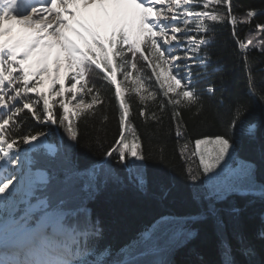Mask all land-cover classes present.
Listing matches in <instances>:
<instances>
[{"label": "snow or ice", "instance_id": "1", "mask_svg": "<svg viewBox=\"0 0 264 264\" xmlns=\"http://www.w3.org/2000/svg\"><path fill=\"white\" fill-rule=\"evenodd\" d=\"M194 3L195 0H168L167 5L165 0H0V109L4 110L3 117H0V161L4 164L0 165V170L6 173L0 176V197L3 198L0 206L7 200L11 209L10 217L4 223L18 226L32 237L40 238L42 243H47L49 239L44 236L49 226L54 234L62 231V212L48 211L46 198L37 199L35 204L30 203L37 186H46L53 177L46 168L25 170L20 145L36 149L34 157L46 155L43 150L37 149L36 144L44 133L24 136L17 133L16 129H23L28 120L51 130L52 125L56 126L57 131L62 129L61 135L66 134V138L60 147L65 152L80 147L91 150V138L78 133L75 121L82 115L85 119L95 115L98 106H111L114 101L118 105L119 132L118 138L113 141L115 146L106 148L105 155L126 165L130 182L145 183L144 165L137 162H144L150 157L140 151L138 136L136 142L129 143L125 135L132 123V106L126 99V93L138 96L141 105L151 100L161 109L169 103L175 108L182 101L198 100L196 89L191 87L196 75L192 67L193 63H202L197 54L202 46L210 42L206 35L214 31L205 21L223 22L230 19L233 28L237 24V16L231 10V0H206L203 5L205 9L210 4L216 5L212 11H196L192 7ZM38 4L50 6L38 7ZM222 5H226L227 11ZM182 6L181 13L179 9ZM260 14L250 11L244 15L253 35L256 28L264 33V21L255 23V17ZM193 19L198 22L195 27L200 38L196 30L189 27ZM162 20L165 23H161ZM174 21L179 22L173 24ZM253 43L250 38L246 43L239 41L238 47L247 50ZM256 47L264 49V37L260 38ZM93 72L107 82L112 96H105L97 88L90 79ZM208 90L214 91L213 88ZM158 96L160 99H157ZM146 111L142 107L139 115L145 116ZM175 115L179 118V113ZM153 118H156L155 113ZM236 122L234 114L230 124L235 125ZM261 146L264 149V144ZM187 147L185 144L184 149ZM60 154L57 152V155ZM192 154L198 155L199 165L196 170L188 168L189 179L193 182L203 181L207 189L205 200H224L228 192L239 191L241 184L254 181L257 165L254 162L246 163L251 165L249 174L238 176L235 169L239 164L232 167L234 142L224 135L196 139ZM128 158H131L130 162H127ZM9 165H17V168L10 170ZM60 172L65 183L73 178L86 177L83 191L90 188L95 190L98 183H107L110 178L108 172L78 168L73 173ZM33 175L37 178L32 179ZM112 178L122 182L119 177ZM22 192L26 193V198L13 199ZM194 198L199 200V196ZM21 204L26 206L25 211L16 219L15 213ZM41 206L44 214L29 227L32 213L41 210ZM231 211L238 214L241 210L233 208ZM209 216L214 218L218 229L224 227L215 203L208 204L207 210L199 215L161 217L140 240L133 241L134 247L144 250L135 256L125 255L122 264H131L132 260L141 256L162 251L157 247L155 233L166 236L177 225V235H186L188 241L195 239L198 232L185 229L184 225L205 220ZM259 236L264 240V230ZM50 246L56 253L57 264H74L76 259H80L56 241H52ZM121 251L127 253L129 249ZM225 264H231L227 254Z\"/></svg>", "mask_w": 264, "mask_h": 264}, {"label": "trees", "instance_id": "2", "mask_svg": "<svg viewBox=\"0 0 264 264\" xmlns=\"http://www.w3.org/2000/svg\"><path fill=\"white\" fill-rule=\"evenodd\" d=\"M204 3L206 0H195L194 10L212 11L216 8L210 4L205 9ZM221 7L227 11L226 5ZM231 10L237 16L235 28L230 19L205 21L214 31L206 35L210 42L199 52L202 63H194L192 67L196 75L191 87L196 89L198 100L182 101L175 108L169 103L161 109L151 100L141 105L138 96L126 93V99L132 106V123L125 135L133 137L130 143L138 136L140 151L150 157L144 161L147 171L144 186L130 182L126 165L117 163L112 157L110 178L107 183H98L95 190H82L86 177L73 178L65 183L60 172L73 173L77 168L90 170L107 157L105 149L115 146L113 141L119 132L118 105L114 101L111 106H98L95 115H89L87 119L82 115L75 121L78 133L91 138V150L80 147L72 152L63 151L60 144L66 134L61 135L62 129L57 131L55 125L51 130L28 120L23 129H16L21 136L44 133L50 142L56 144L57 150L53 155L43 146H37V149L46 155L34 157L36 149L29 153L30 168H46L53 177L46 186L39 185V197L48 196L50 206L64 201L60 207L67 213V225L80 229L100 228L99 234L85 240L81 248V254L92 258L102 255L95 264L122 262L124 252L121 250L130 246L161 217L199 215L207 210L210 203H215L219 210L224 221L222 229L217 228L211 216L189 222L184 227L198 232L195 239L188 241L186 235L181 234L176 244L160 245L158 248L162 251L141 256L131 264H225L226 254L231 264H264V240L259 236L264 230V196L233 193L221 201L205 200L207 189L203 181H191L188 173L189 167L196 170L199 165L198 155L192 154L195 140L224 135L234 142L238 157L257 165L254 177L264 185V149L261 146L264 144V49L256 47L264 33L256 28L253 35L249 31V23L244 20V15L251 11L261 12L255 17V23L264 21V0H231ZM196 25L198 22L194 20L193 26ZM197 36L200 38L199 32ZM250 38L254 43L247 50L238 47L239 41L246 43ZM90 79L102 94L113 95L101 76L93 72ZM209 88L214 91H209ZM142 107L147 109L143 117L139 115ZM175 113H179V118ZM234 114L237 122L231 125ZM3 115L4 110L0 109V117ZM251 126L255 127L252 132ZM17 139L19 143V137ZM185 144L187 149H184ZM20 147L23 150L25 145ZM57 152L61 154L57 155ZM112 177H119L122 182ZM57 179H62L63 184L55 199L51 200L46 191L55 188ZM194 196H199V200ZM233 208L241 211L234 213L231 211ZM21 214L19 209L15 217ZM143 250L136 247L132 256Z\"/></svg>", "mask_w": 264, "mask_h": 264}, {"label": "rangeland", "instance_id": "3", "mask_svg": "<svg viewBox=\"0 0 264 264\" xmlns=\"http://www.w3.org/2000/svg\"><path fill=\"white\" fill-rule=\"evenodd\" d=\"M141 2H143V0ZM167 2H168V0H165V5H167ZM146 6H148V5H146ZM156 7H159V5H156ZM192 7H193V5H192ZM173 11L175 12V11H177V9H173ZM179 11L181 13L183 12V6L179 9ZM182 19H183V17H181V20ZM193 21H194V19H193ZM149 22L151 23V21H149ZM178 22L179 21H174L173 24H176ZM161 23H165V22L162 20ZM181 26H183L182 23H181ZM189 27L190 28H194L195 26H193V24H191V25H189ZM194 30H196L197 33L199 32L198 28H194ZM162 47H167V46L166 45H162ZM197 55L199 56V53ZM68 83H70V82H68ZM254 128H255L254 126H251L249 129L252 132V131H254ZM131 139H133V137L128 138V142L129 143H130ZM134 142H136V141H134ZM36 144H37V146H43L44 148H46L48 150V152L50 154H52V155L56 153V150H57L56 144L50 142L48 137H47V135H45V134L40 138V140L36 141ZM29 147H30L29 145H25V149L23 150V156H26L27 153H29V151L32 149V148H29ZM130 160H131V158H128V162H130ZM111 161H112V158L107 156L106 158H104L103 160H101L97 164H95L90 170L91 171L108 172L109 173L110 170H111V167H112ZM248 162L249 161H246V160L238 157L236 152H235V155H234L233 161H232V167L235 168L239 164V167L237 169H235V172H236V174L238 176H247L249 174L251 165L246 164ZM140 163H143V165H144V180H145V183L143 185H140V186H144L146 184V182H147V171H146L145 163L144 162H137V164H140ZM3 164H4V162L0 161V165H3ZM24 166H25V170H27V168H30L29 165H25L24 164ZM8 167H9L10 170H13L10 166H8ZM16 168H17V165H16ZM5 174L6 173H4L2 170H0V176L5 175ZM31 178L32 179H36L37 177L33 175ZM61 184H63L62 179H57V180H55V183H54L55 188L52 189V190H47L46 191V193L48 195H50V197H51L50 199L51 200L55 199V195H57L56 192L60 189ZM54 185H52L51 188ZM239 188H240L239 191H230V192H228L226 194V196H228L230 194H233V193L241 194L242 192H246L247 193L246 195L251 194V195H254V196H264V185H262L259 182H257L255 177H254V181L252 183L245 182V183L241 184L239 186ZM5 195H7V194H5ZM21 198H26V193L22 192L21 194L16 195L15 197H13L14 200H20ZM2 199L3 198L0 197V200H2ZM56 207H60V206L55 202V208ZM42 208H43V206H41V210H39V211H43ZM53 210H58V211L63 213V216L60 219V223H61L62 227H64L63 229H66V227L63 225V220L65 219V211L63 209H59V208H56V209H53ZM50 211H52V210H50ZM33 213H32V215H33ZM10 214H11V209L9 207V202L7 200H4L3 201V206H0V244H1L0 249H4L5 248L4 245H7L10 242L12 244H14L15 242H20V241L25 240L29 236V234L26 231L20 230L18 226L13 227V226H11V225H9L7 223H4L5 221H7L9 219ZM32 220H33V216H32ZM33 225H34L33 223L29 222V227H32ZM66 225H67V223H66ZM176 228H179V226L177 225ZM176 228H173V230L168 233L170 235L169 241H170L171 244H176V242L179 239V235H177L178 238L172 239L173 236L176 235V233L173 234L174 230H176ZM143 234H141V236H139L137 238V240H135V241L140 240L142 238ZM44 236L49 238V240H50L49 243H51L52 241L58 242V240H59V239H56V238H52L53 236H51L47 232L44 233ZM154 238L159 239V236H158L157 233H155ZM167 243H165V244H167ZM158 245H159V243H158ZM69 247L71 248V244L69 245ZM126 248H128L129 251L127 253H124V257H125V255H132L135 252V249H136V247L133 246V243L130 246L126 247ZM70 253L74 257H80V255L78 254V251H76V250L75 251H70ZM100 257L101 256H97L95 258H92L90 255L87 254L85 256L80 257V259H76L74 264H95L96 261L98 262V260L101 259Z\"/></svg>", "mask_w": 264, "mask_h": 264}, {"label": "bare ground", "instance_id": "4", "mask_svg": "<svg viewBox=\"0 0 264 264\" xmlns=\"http://www.w3.org/2000/svg\"><path fill=\"white\" fill-rule=\"evenodd\" d=\"M37 6L41 7V6H50V5H40V4H38ZM21 159L23 160V162H28L29 161L25 157H22ZM22 243H23L22 241L21 242H15L14 244L11 243L7 247L12 248V246L14 247L15 244L18 245V244H22ZM52 251H53L52 247L45 248V246L41 245L40 243H38V241L36 242V246L29 247V249L27 250V252L30 254V257H32L34 259L35 263H39V264H57L56 253L52 252ZM3 253L4 252L0 253V258H2L4 256ZM46 256H48V257H46Z\"/></svg>", "mask_w": 264, "mask_h": 264}]
</instances>
